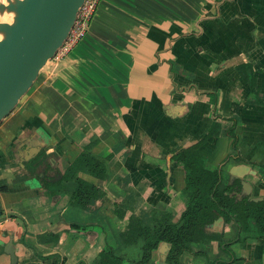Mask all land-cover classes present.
Here are the masks:
<instances>
[{
    "label": "crops",
    "instance_id": "obj_1",
    "mask_svg": "<svg viewBox=\"0 0 264 264\" xmlns=\"http://www.w3.org/2000/svg\"><path fill=\"white\" fill-rule=\"evenodd\" d=\"M82 145L108 168L102 179L85 165L76 172L103 193L95 212L42 184ZM190 164L264 198V0H100L85 37L57 66L48 61L0 122V264H104L107 240L130 258L121 264H141L139 246L120 239L131 212L120 219L112 206L127 197L137 216L179 221L196 193ZM216 217L200 214L198 231L237 237L238 262L264 264L255 215L224 227ZM168 249L160 242L147 264H166ZM216 260H230L216 241L179 255Z\"/></svg>",
    "mask_w": 264,
    "mask_h": 264
},
{
    "label": "trees",
    "instance_id": "obj_2",
    "mask_svg": "<svg viewBox=\"0 0 264 264\" xmlns=\"http://www.w3.org/2000/svg\"><path fill=\"white\" fill-rule=\"evenodd\" d=\"M108 157L110 159L111 156ZM83 165L87 167L90 174L101 179L108 173L107 165L93 154L91 146L82 145L79 156L54 184L49 185L45 180H42V184L52 195H66L70 205L95 212L96 202L102 199L103 193L96 186L76 177L77 170H80ZM186 182V188L193 187L196 193L188 199L179 221L175 223L172 221L171 213L157 210L152 211L147 217L137 216L136 206H133L127 197L120 204L112 206L113 213L120 219H124L126 212H131L125 229L120 232V239L128 244L139 246V255L133 261L147 264L152 251L158 244L167 242L169 249L166 253V264H180L179 255L183 251H189L192 242L203 240L218 242L230 255V260H216L215 264H241L229 249L232 243L238 241L237 237L226 242L222 240L221 233L207 234L198 231L199 215L206 212L216 215V219H222L223 227L229 224L239 226L238 219L252 213L259 225L260 239L264 249V198L250 200L249 196L243 193L240 180L228 179L219 169L206 171L199 178L195 173L194 165L190 164ZM6 191V185L0 186V192ZM209 218L210 221L214 220L211 216ZM107 241L103 248L104 264H121L123 260L131 261L121 249L114 248ZM55 259L51 264H57Z\"/></svg>",
    "mask_w": 264,
    "mask_h": 264
},
{
    "label": "water",
    "instance_id": "obj_3",
    "mask_svg": "<svg viewBox=\"0 0 264 264\" xmlns=\"http://www.w3.org/2000/svg\"><path fill=\"white\" fill-rule=\"evenodd\" d=\"M84 0H8L0 13V122L17 106L67 38ZM1 214V205H0Z\"/></svg>",
    "mask_w": 264,
    "mask_h": 264
},
{
    "label": "built area",
    "instance_id": "obj_4",
    "mask_svg": "<svg viewBox=\"0 0 264 264\" xmlns=\"http://www.w3.org/2000/svg\"><path fill=\"white\" fill-rule=\"evenodd\" d=\"M100 0H84L79 8L72 28L60 48L51 59L54 66L63 61L73 48L85 37L92 22Z\"/></svg>",
    "mask_w": 264,
    "mask_h": 264
},
{
    "label": "clouds",
    "instance_id": "obj_5",
    "mask_svg": "<svg viewBox=\"0 0 264 264\" xmlns=\"http://www.w3.org/2000/svg\"><path fill=\"white\" fill-rule=\"evenodd\" d=\"M0 4H4L5 6H7L8 0H0ZM13 16H14V13L5 12L3 15H0V21H7L10 23ZM0 39H3V37L0 36Z\"/></svg>",
    "mask_w": 264,
    "mask_h": 264
},
{
    "label": "bare ground",
    "instance_id": "obj_6",
    "mask_svg": "<svg viewBox=\"0 0 264 264\" xmlns=\"http://www.w3.org/2000/svg\"><path fill=\"white\" fill-rule=\"evenodd\" d=\"M5 13V12H4ZM4 13H0V15H3ZM1 36V35H0Z\"/></svg>",
    "mask_w": 264,
    "mask_h": 264
}]
</instances>
